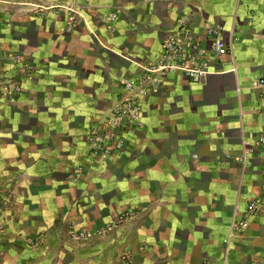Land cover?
Here are the masks:
<instances>
[{
  "label": "crops",
  "instance_id": "obj_1",
  "mask_svg": "<svg viewBox=\"0 0 264 264\" xmlns=\"http://www.w3.org/2000/svg\"><path fill=\"white\" fill-rule=\"evenodd\" d=\"M65 5L79 13L71 30ZM179 21L219 28L233 56H213L202 82L167 74L124 150L93 155L89 125ZM258 78L264 0H0V264L262 261ZM251 199L259 210L231 234Z\"/></svg>",
  "mask_w": 264,
  "mask_h": 264
},
{
  "label": "built area",
  "instance_id": "obj_2",
  "mask_svg": "<svg viewBox=\"0 0 264 264\" xmlns=\"http://www.w3.org/2000/svg\"><path fill=\"white\" fill-rule=\"evenodd\" d=\"M61 6L57 7L61 8ZM64 9L67 11L66 29L71 30L76 25L79 13L69 5H65ZM115 17L116 12H112L107 18L113 21ZM225 55L233 56V41L223 39L219 34V28L208 26L197 36L193 35L191 26L187 22L179 21L162 40L160 53L156 59L141 66L135 74L122 79L120 82L122 92L115 96L108 108V114L89 125L84 135L89 152L95 156L122 152L126 144L125 133L143 127L141 120L143 96L157 91L169 73H180L191 81L202 82L211 71H217L211 70L212 57ZM263 84L264 78L252 81L255 87ZM14 87L15 90L19 89ZM258 141L263 145L264 150V134L258 136ZM244 159L243 155L242 160ZM239 209L238 205L235 206L231 220V234L240 232L245 226L246 219L256 214L259 210V201L248 200L240 213ZM4 229L0 216V233ZM68 232L72 237L80 235L74 231L73 224H69ZM38 240L35 238L36 243ZM123 261L126 262L127 258L121 257V262Z\"/></svg>",
  "mask_w": 264,
  "mask_h": 264
},
{
  "label": "rangeland",
  "instance_id": "obj_3",
  "mask_svg": "<svg viewBox=\"0 0 264 264\" xmlns=\"http://www.w3.org/2000/svg\"><path fill=\"white\" fill-rule=\"evenodd\" d=\"M7 84H10V82H8ZM15 88V87H14ZM15 90V89H14ZM9 86H8V91H7V94H10L9 93ZM69 233V232H68ZM121 262L117 263V264H120ZM256 264H264V259L262 261H256Z\"/></svg>",
  "mask_w": 264,
  "mask_h": 264
}]
</instances>
